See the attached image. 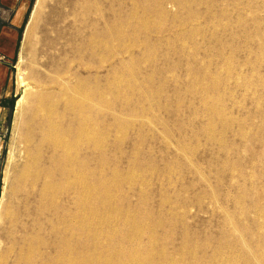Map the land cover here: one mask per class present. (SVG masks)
Segmentation results:
<instances>
[{"label": "rangeland", "instance_id": "1", "mask_svg": "<svg viewBox=\"0 0 264 264\" xmlns=\"http://www.w3.org/2000/svg\"><path fill=\"white\" fill-rule=\"evenodd\" d=\"M36 2L0 226L19 210L44 243L36 264H264V0H45L29 33ZM59 134L81 182L54 172L45 193L64 158L46 136Z\"/></svg>", "mask_w": 264, "mask_h": 264}, {"label": "bare ground", "instance_id": "2", "mask_svg": "<svg viewBox=\"0 0 264 264\" xmlns=\"http://www.w3.org/2000/svg\"><path fill=\"white\" fill-rule=\"evenodd\" d=\"M44 1L45 0H37L34 6L32 16L29 21V33L33 32V30H35L36 28L38 19L40 17V9ZM19 79L20 86L23 87L24 82L21 80V78ZM66 90L67 92L70 91V87L68 86ZM74 92L76 94H82V89L79 87H75ZM45 100H47V98L42 97L40 99V102L43 103V101ZM17 106L18 110L24 114L26 110V102L24 96L20 97ZM69 106L73 108L77 113L83 114L89 108V99L87 97L82 98L79 96H72L69 100ZM41 111L42 105H39V109L35 110V115L37 116V114ZM86 131V122L83 121V123H81L78 127V139L83 137ZM46 138L49 141L52 139V143L57 150H64V158L61 159L63 161V165L55 167L54 170L45 169V182L43 184L44 192L49 193L53 189L52 178L54 177V172H59L61 174H72L75 178V182L80 185L81 174L78 170V164L75 161L74 157L68 158L65 154L66 151H68V148H70L69 146H71V144L64 139L63 135L60 134L57 135L55 138H51L50 135H47ZM74 146H76V144H74ZM37 180V178L34 179V182L37 183ZM20 217L21 214L19 213V210H16L7 211L6 215L2 219L3 223L0 226V264H36L38 262L44 261L45 255L40 251L41 247L44 245L43 241L39 236H34L35 229L33 230L32 228V231H29L26 228L27 225L25 227V224L22 222V219H20ZM60 259L62 258L59 257L58 261L55 260V264H61L62 262H60Z\"/></svg>", "mask_w": 264, "mask_h": 264}, {"label": "crops", "instance_id": "3", "mask_svg": "<svg viewBox=\"0 0 264 264\" xmlns=\"http://www.w3.org/2000/svg\"><path fill=\"white\" fill-rule=\"evenodd\" d=\"M33 0H0V155L6 139V117L12 106L14 63Z\"/></svg>", "mask_w": 264, "mask_h": 264}]
</instances>
